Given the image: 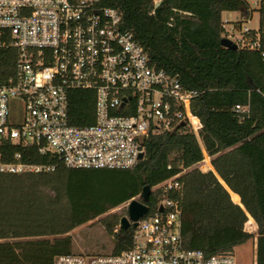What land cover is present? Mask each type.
Here are the masks:
<instances>
[{"label": "trees", "instance_id": "16d2710c", "mask_svg": "<svg viewBox=\"0 0 264 264\" xmlns=\"http://www.w3.org/2000/svg\"><path fill=\"white\" fill-rule=\"evenodd\" d=\"M99 6L118 10L151 64L197 92L191 111L202 123V146L181 127L152 134L144 159L132 168L75 169L34 148L0 142L3 162L21 154L26 163L57 165L48 173L0 174V264H53L75 254L71 233L94 221L112 239L111 255L130 250L137 228L120 227L128 212L109 213L178 174L181 192L166 196L180 201L184 247L208 257L224 254L252 238L246 229L259 233L257 264H264V60L220 43L223 14L239 11L241 2L162 0L155 8L152 0H100ZM16 58V51L0 53L3 75L13 73ZM95 102L94 91L73 90L70 124L92 125ZM236 106H249V114ZM205 153L211 164L202 172ZM164 196L152 191L150 214ZM250 245L240 250L249 253Z\"/></svg>", "mask_w": 264, "mask_h": 264}, {"label": "built area", "instance_id": "2783aa9c", "mask_svg": "<svg viewBox=\"0 0 264 264\" xmlns=\"http://www.w3.org/2000/svg\"><path fill=\"white\" fill-rule=\"evenodd\" d=\"M152 1L155 8L162 2ZM234 1L242 4L235 11L242 21H223L222 39L264 60V0ZM99 2L0 0V53H17L12 74L3 75L0 64V142L34 148L75 169L132 168L141 161L152 134L181 127H188L202 146V123L191 111L197 92L184 89L177 78L152 65L134 35L123 29L120 12L102 8ZM254 12L259 14L257 28L244 24L252 21ZM73 90L95 92L92 125L70 124ZM12 100L24 104L18 124L10 122ZM235 111L248 115L250 108L236 106ZM56 167L23 162L21 154L14 162H3L0 156V174L48 173ZM199 169L203 172L201 165ZM180 175L152 188L165 196L155 212L138 221L130 250L118 255H61L53 264H257L259 234L246 229L252 238L224 254L208 257L184 247L180 201L166 196L181 192ZM248 244L250 252L243 253L240 249Z\"/></svg>", "mask_w": 264, "mask_h": 264}, {"label": "rangeland", "instance_id": "374dc122", "mask_svg": "<svg viewBox=\"0 0 264 264\" xmlns=\"http://www.w3.org/2000/svg\"><path fill=\"white\" fill-rule=\"evenodd\" d=\"M250 1V0H249ZM223 21H242L238 12H226L222 16ZM248 27L257 28L259 24V14L254 12L253 19L249 23H244ZM24 116V104L21 100L10 102V122L18 124ZM210 163L204 160L201 167ZM128 203L112 210L109 214L125 215L128 212ZM128 216L125 215L124 217ZM259 234V233H258ZM71 236L73 238V253L85 256L109 255L112 252V239L105 233L99 221H94L75 229ZM259 237V236H258Z\"/></svg>", "mask_w": 264, "mask_h": 264}, {"label": "water", "instance_id": "95a60500", "mask_svg": "<svg viewBox=\"0 0 264 264\" xmlns=\"http://www.w3.org/2000/svg\"><path fill=\"white\" fill-rule=\"evenodd\" d=\"M220 43H221V46L226 48V49L234 50V51L237 50V47L232 42H230L227 39H221ZM139 159L143 160L144 159V154H141L139 156ZM213 172L216 174L215 171H213ZM221 182L223 184V181H221ZM224 187H225V185H224ZM151 194H152L151 187L150 186H146V187H144V189H143V191H142V193L140 195V199L139 200H132L129 203V205H128V216L123 217L121 219V222H120V227L122 229H127L131 225L134 228H137L138 221L141 218H143L145 215H147L148 212H149L148 203L150 202ZM241 207L244 209L243 206H241Z\"/></svg>", "mask_w": 264, "mask_h": 264}, {"label": "crops", "instance_id": "0c3cea01", "mask_svg": "<svg viewBox=\"0 0 264 264\" xmlns=\"http://www.w3.org/2000/svg\"><path fill=\"white\" fill-rule=\"evenodd\" d=\"M205 160H207V161H209L210 160V158L208 157V155L207 154H205ZM210 164H211V161H210ZM210 171V170H209ZM212 171V170H211ZM204 172V171H203ZM206 172H208V171H206ZM248 219H249V215H248Z\"/></svg>", "mask_w": 264, "mask_h": 264}]
</instances>
